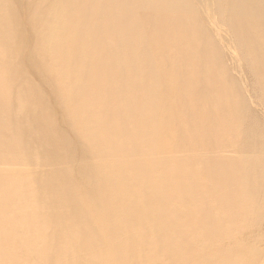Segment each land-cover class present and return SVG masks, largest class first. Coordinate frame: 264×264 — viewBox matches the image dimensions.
Instances as JSON below:
<instances>
[{
    "label": "bare ground",
    "instance_id": "1",
    "mask_svg": "<svg viewBox=\"0 0 264 264\" xmlns=\"http://www.w3.org/2000/svg\"><path fill=\"white\" fill-rule=\"evenodd\" d=\"M40 1L26 3L25 19L14 16L19 33L9 36L17 42L37 36L40 57L30 53L35 43L20 51L19 83L9 77L18 66L9 52L0 67V151L21 167L11 180L3 179L15 169H0V208L8 211L0 222L10 219L13 229L7 237L0 223L4 264H105L86 259L101 250L113 264H136L134 256L141 264H163L133 243L121 250L115 244L133 237L151 207L162 227L181 220L171 226L193 227L186 230L193 238L205 217L216 226V211L227 212L231 196L257 214L264 203V114L254 116L248 102L264 112V0ZM2 46L0 52L10 47ZM8 78L9 86L21 80L30 86L20 96L7 87ZM108 78L113 84L105 86ZM18 97L31 108L19 107ZM247 115L250 123L239 130ZM249 143L253 150L238 149ZM44 148L36 158L34 151ZM37 161L30 171L22 168ZM135 179L148 198L126 186ZM35 208L39 216L24 230V214ZM209 234L214 238L215 228ZM24 237L36 243L24 250ZM47 239L52 246L43 256L37 248L48 246Z\"/></svg>",
    "mask_w": 264,
    "mask_h": 264
},
{
    "label": "rangeland",
    "instance_id": "2",
    "mask_svg": "<svg viewBox=\"0 0 264 264\" xmlns=\"http://www.w3.org/2000/svg\"><path fill=\"white\" fill-rule=\"evenodd\" d=\"M39 1L40 0H38V2ZM46 2H47V0H41L40 4L43 3V5H45ZM26 3L28 4V0H0V31H2L0 33V46H2V44H3V46H5L7 44L10 46L8 51L6 50L7 53L5 51L0 52V67H1V69L2 68L4 69V67H3L4 66V61H5L4 57L10 53V60L9 61H13L14 63H15V61H17L18 66L17 67H15V66L11 67V62H9L10 64L8 63L9 67H11V70L9 72V77L11 76L10 78H13V79L15 78L17 80V82L19 81L20 77H22L19 74V72H20V62L19 61H21V59H22V58L18 57L19 54H20V51L22 50V53H23V51L25 52L26 48L32 46L31 44H33V43H35L38 46L39 49L35 48V47H37L36 45L35 46L33 45L34 48L31 47V49H33L30 52L31 55H33L35 53V55L38 54L39 55L38 57H40V53H41L40 51L44 50V48L41 49L39 47V46L42 47L43 43L42 44L39 43L40 40L38 41L37 36L28 38L27 39L28 42H21L19 37H17L19 39L18 42H17L16 38H15L16 40L9 38V36L19 33V30L17 31V29L14 28V26H15L14 24H15V21H17L16 18L19 16V14L22 15V19H25L26 14H27V9H26L27 4ZM30 4H32V0L29 1L28 6ZM138 14H140V9L136 10V12H135L136 16ZM14 16L16 18H14ZM43 19L41 20L42 23H43ZM37 22H40V19ZM35 23H36V21H35ZM38 24L41 25V23H38ZM38 24L35 25V28H34L35 30L39 28V27L36 28L37 26H39ZM30 27L32 28V26H29V28ZM6 31L9 34L8 33L6 34ZM36 31H35V33H37ZM3 32H4L5 36L7 37V39H6V37L4 39ZM1 34H3V35L1 36ZM37 35L39 36V33ZM3 46L1 48H4ZM33 51H35V52H33ZM36 52H39V53H36ZM228 58H229V56L226 57V60H227L229 65L235 66L237 64V63L236 64H232L231 63L232 62L231 59L229 60ZM36 66H38V62H36ZM6 68H8V66ZM91 72H96V67L95 66H92V71ZM91 72L87 70L86 75L91 74ZM24 73L26 74V73H29V72L24 70L23 74ZM233 73H234V75H233ZM0 74H2V73L0 72ZM240 74H241L240 73V69H239V71H237V70L232 71V75L233 76L237 75L236 77H238V75H240ZM28 75L29 74H27V76ZM248 75H249L248 77L250 78L251 77V73H248ZM8 79H7V84H6L7 87L11 86L13 88V90H16L17 92L20 91V92H18L19 94L22 93L25 88L28 89L27 87L30 86V85L29 86L26 85V84H28V82L22 81V80H21L22 83H20L19 85L13 84V85L9 86V84L11 83L12 80L10 81V79L9 80ZM104 84H105V86H109V85H112L113 83L110 80V78H108L107 81ZM32 87L33 88H37V86H35V85H32ZM262 88H264V84H263ZM21 95L22 94H20V96ZM38 96L40 97L41 100L45 99L44 98L45 97L44 94H42V95L39 94ZM251 101L248 102L249 105L251 106V107L250 106L248 107L250 109V111H252V113H254L253 114L254 116L256 115L258 117H262L261 115L264 114V112L262 113L263 109L259 105H257L258 103L255 100L253 101V99H252ZM24 103H25V100H23L22 97H18V105H19V107L24 106L23 105ZM254 103H255V105H254ZM31 105H33V104H31ZM33 106L35 108H37L36 105H33ZM254 106H255V108H254ZM27 107L26 108H25V106L23 107L24 109H26L25 111H27ZM28 108H31V107H28ZM256 108H257V110H256ZM45 109H46V107H45ZM258 110L261 113V115H260L259 112H257ZM29 111L31 112V109H29ZM24 112L20 113V111H19L18 113L24 116ZM25 114L28 115L27 112H25ZM247 116L244 117L243 119H239V121L237 122L239 130L250 123V116L249 115H247ZM256 137H260V135H256ZM244 138H247V137L244 136ZM251 139L253 140V138H251ZM30 144H31L30 145L31 148L33 146L37 145L35 141L30 142ZM254 145H256V144H254ZM247 146H249V147H247ZM243 147H247L245 150H253L252 147H251V143L245 144V145H240L238 147V149L240 150ZM45 150H48V148H44V149H40V150L38 149V151H34L33 154L35 156H37L36 158H40L41 159V157L44 156L42 154V151H45ZM1 154L5 155L6 157L3 159ZM0 159H3V160H0V169L1 168H12V169H15L13 171L15 174H9L8 173L9 175H7L3 179V180H5V179L10 178V180H11V177H13L14 175L18 174L19 170L21 168V167H18L20 165L17 164V159H9L8 156H7V153L1 152V151H0ZM5 160H9L10 164L6 165L5 164L6 162H3ZM25 162H26V160H25ZM40 162L41 161L35 162V164L33 166L29 165V164L22 165L23 166L22 168L30 171V170H32L34 168V166L37 163L41 164ZM1 163H3V164H1ZM64 166H66V165H64ZM64 166H60V168H63ZM41 168L42 167H40V166L37 167L38 170L41 169ZM72 173L73 174H71V175H75L76 172L74 171ZM64 176L65 175H63L62 177H64ZM32 177H33L32 174L28 175V173H27V175L25 176V179L30 180ZM139 179L138 180L135 179L133 182H130V183L127 182L126 186L127 187L128 186H130V187L131 186H135V187L138 186L137 191H139V194L142 195L141 197L145 198V197H147L146 196L147 194H144L142 192V190L140 189L141 188L140 185H142V184H141V182L139 183ZM0 183H3V182L0 181ZM150 187H151V185L147 186V188H150ZM28 192H31L32 195L33 194H37L36 197H35V200H37L39 198V193L38 192H36V191H28ZM1 196H3V195H0V197ZM148 197H149V195H148ZM162 197L163 196H159V200H162L161 199ZM8 199L9 200L11 199L10 201L14 202V203H16L15 201L18 202V199L14 198L12 194L8 195ZM147 201H148V199H147ZM48 202L53 204V202H55V201L52 199V200H49ZM148 203H149V201H148ZM244 203H245L244 201L236 199V198H233L231 196L227 206H225L227 208V212L225 211L226 209L223 212H221L219 210L216 211V215L215 216H217V219H218V223L216 224V226L213 227V225L211 224V219L205 217L206 218V220H205V224H206L205 228L204 229H197L198 231H195L196 234H197V236L195 238L188 237L187 234H186V230L187 229L194 230L193 227H189L188 226V227H186L184 229V228H182L180 226L181 228L178 229V227L171 226V225H177L176 223H181V220L175 221V222H171L170 228L168 230L165 229L164 227H162V225L160 224L161 221H163L161 219L162 215L158 214L157 212H155L154 211L155 208L153 210L152 207H151L150 211H144L145 220L140 222L137 225L135 230L131 229V230L135 231L133 237H131V236H123V237L119 238L115 242V244H117V250H121L122 247L125 244H127V243H133V244H135L137 246L139 251L143 252V254L144 253H150V254L153 253V254H155L156 258H159L163 262V264H264V203H262V205L257 209V214L256 215H253L254 209H252V213L251 214L248 213L246 211ZM154 205L156 206L155 203H154ZM95 209H93V210H95ZM233 210H236V211L232 214ZM1 211H7V210L5 209L4 206L1 205L0 213H1ZM166 212H172V210L168 209V210H166ZM38 213H39V210L38 209L36 210V208H35V210H34L32 215L24 214V216H26L24 218V220H23L24 230H26L28 225L31 223V220L34 221L36 219V217L39 216ZM134 219H137V217L134 218ZM190 219H195V217H191ZM9 220L10 219L5 220L4 222H2L3 224L0 222L2 224L1 228H3V231L5 232L4 233L5 235L6 234H12V232H13V229H8ZM121 220L123 221L124 218L121 217ZM38 224H39V221H38ZM25 226H27V227H25ZM148 227L152 228L151 229L152 231H144V232H142L143 229L148 228ZM174 228H176V229H174ZM213 228H215V230H216V236H217L218 232L221 231V233L226 235V237L219 238V237L215 236L214 238H211L209 233H210L211 229H213ZM51 230L52 229H50L48 231L52 232V233H54L56 231V230L55 231L54 230L51 231ZM165 230H167V231H165ZM1 233H3V232H1ZM131 238H132V240L136 239L137 241L133 242V241H131ZM150 238H152L153 240H151ZM0 240H2L1 234H0ZM48 240L49 239H47V241H46L48 246L46 245V243H45L46 247H45V245L44 246L42 245L43 243L41 244L42 247H41V245H38L37 249L39 250V252H41L40 250H42V249L45 251V249L47 247H48L47 249H49V247L52 246L51 245L52 242L50 240L49 241ZM167 242L169 243L168 245H166ZM34 243H36L34 241V239L31 240V241H28L24 237V243L23 244L20 243V245L24 249V248H27L29 246H32ZM5 244L7 246L8 242H5ZM34 246L37 247V244L34 245ZM55 247L56 246L53 244V247L50 248V249L51 250H53V249L55 250ZM34 248H32V250ZM4 249L0 248V256L1 257H3L5 255V250ZM23 249L21 251H23ZM35 250H33V252H35ZM38 250H37V252H35L36 254L38 253ZM51 250H50V253L53 254L54 250L53 251H51ZM47 251H45L44 253L42 252L43 256H44V254L48 255ZM42 253H41V256H42ZM57 254H59V253L55 252V255L59 256ZM88 254H91V253H88ZM37 255H39V253ZM106 255H108V254L106 253ZM60 256H61V254H60ZM86 259H94L95 261L96 260L97 261H101V262H104L105 264H113V262H111L109 259H106L105 256H103V251L102 250H101L100 257L86 258ZM86 259L83 260V261L84 262H88V260H86ZM1 260L0 261L3 262L2 258H1ZM130 261H132V262H134L136 264H141L143 262L141 260V258H136L135 256L132 257L130 259ZM108 262H111V263H108ZM4 263H5V260H4L3 264ZM128 263H131V262H126V264H128ZM28 264H30V263H28ZM116 264H122V263L118 262Z\"/></svg>",
    "mask_w": 264,
    "mask_h": 264
}]
</instances>
